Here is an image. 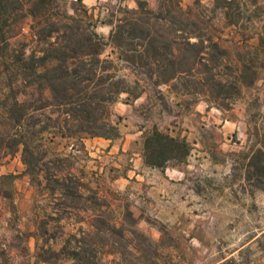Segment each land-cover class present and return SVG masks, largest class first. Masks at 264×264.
I'll return each instance as SVG.
<instances>
[{
  "label": "rangeland",
  "instance_id": "rangeland-1",
  "mask_svg": "<svg viewBox=\"0 0 264 264\" xmlns=\"http://www.w3.org/2000/svg\"><path fill=\"white\" fill-rule=\"evenodd\" d=\"M146 1L156 8L157 0ZM59 3L69 13L76 8L83 18L86 8L104 39L108 35L100 21L118 7H136L134 0ZM214 4L201 0L193 8L194 27L224 50L213 72L220 80L238 79L232 92L218 86L208 95L197 86L186 93L179 85L174 94L162 85L160 94L155 88L137 99L122 94L109 118L116 121L120 116V136L109 146L88 139L92 137L43 135L44 160L59 158L46 163L49 172H70L74 177L64 185L76 190L73 195L53 180L46 181L44 165L32 179L25 173L21 151L7 154L2 142L0 179L4 174L15 176L0 185V264H70L63 256L36 261V253L45 243L59 249L71 233L90 228L97 205L117 221L128 207L136 229L162 242L158 250H130L121 264H264V190L245 176L247 154L259 146L264 127V0H235L234 8L219 5L215 10ZM193 5L194 0H181L184 9ZM29 22L24 19L10 39L16 48L26 43V54L32 47ZM109 51L107 46L104 55ZM14 82L19 100L32 98L18 92ZM5 85L0 80V138L12 131L2 110L3 102L10 103ZM153 125L191 144L185 162H170L164 169L140 164L142 135ZM77 244L72 240L70 247ZM97 252L102 264H110L112 255L105 249Z\"/></svg>",
  "mask_w": 264,
  "mask_h": 264
},
{
  "label": "trees",
  "instance_id": "trees-1",
  "mask_svg": "<svg viewBox=\"0 0 264 264\" xmlns=\"http://www.w3.org/2000/svg\"><path fill=\"white\" fill-rule=\"evenodd\" d=\"M134 1L136 7H118L100 21L111 25L104 39L96 32V21L87 17L86 8L83 18L74 7L73 13L61 9L59 0H0V80L6 84L10 98L9 104L3 102L2 110L12 128L7 137L0 138V147L4 142L7 154L20 150L25 173L32 179H37V171L44 165L46 181L53 180L62 185L59 189H66V194H75L76 190H67L69 186L64 185L74 177L70 172H49L46 163L59 158L44 160L47 153L40 148L41 138L45 134L62 138H118L120 116L116 121L109 118L111 107L122 94L137 99L148 88H155L160 94L162 85L178 94L181 85L186 93L200 86L210 95L218 86L231 92L236 86L238 79L216 78L213 71L219 68L224 50L207 32L194 27L197 22L192 16L193 8L201 0H194V5L187 9L181 6V0H157L156 8L146 0ZM214 2L215 10L219 5L234 8L235 0ZM24 19H30L32 47L28 54L26 43L16 48L10 42ZM107 46L110 51L104 55ZM246 70L247 67L241 70L239 81H244ZM14 81L18 92L32 98L19 100ZM191 148L185 138L156 125L142 135V160L151 168L183 163ZM245 173L248 180H255L264 190V127L259 134V146L247 154ZM14 176L2 175L0 185ZM91 207L84 208L93 211ZM97 211L90 228L71 233L59 249L43 244L36 253V261L49 262L63 256L70 264H102L96 255L98 250L105 249L106 254L113 256L110 264H121L130 250H158L162 243L136 229V218L128 207L119 221L108 217L100 205ZM72 240L78 243L74 247H70Z\"/></svg>",
  "mask_w": 264,
  "mask_h": 264
},
{
  "label": "crops",
  "instance_id": "crops-1",
  "mask_svg": "<svg viewBox=\"0 0 264 264\" xmlns=\"http://www.w3.org/2000/svg\"><path fill=\"white\" fill-rule=\"evenodd\" d=\"M89 1L95 3L96 0H89ZM126 1H127V0H123L124 3H125ZM134 2H135V1H134ZM94 10H96V9H94ZM100 29H102L104 35H108L109 32H110V29H111V25H110V24H106V23H102L101 26H100ZM88 139H92V140H94L95 143H107V144H106L107 146H109L110 143L114 140V139H107V138H102V137H92V138H88ZM111 146H112V144H111ZM96 150H98V149H96ZM138 156H139L138 159L140 160V164H142V165H143L144 167H146V168H150V167L145 166V165L143 164V160H142V157H141V154H140V153H138ZM150 169H151V168H150ZM152 169H155V168H152ZM136 176H138V174H137ZM2 264H4V263H2Z\"/></svg>",
  "mask_w": 264,
  "mask_h": 264
}]
</instances>
